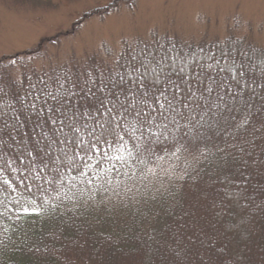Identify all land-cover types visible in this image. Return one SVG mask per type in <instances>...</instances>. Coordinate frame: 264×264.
Returning a JSON list of instances; mask_svg holds the SVG:
<instances>
[{
    "label": "trees",
    "instance_id": "16d2710c",
    "mask_svg": "<svg viewBox=\"0 0 264 264\" xmlns=\"http://www.w3.org/2000/svg\"><path fill=\"white\" fill-rule=\"evenodd\" d=\"M230 40L257 53L263 49L233 33L191 44L154 34L122 43L117 54L108 50L58 62L47 55L45 41L0 59V71L9 81H24L18 92L10 89L11 96H26V76L35 80L61 67L76 71L85 62L111 63L129 45L171 41L182 55L203 49L219 56V47ZM99 147L102 152L93 149L86 158L85 175L64 168L54 183L33 181L19 170L0 172V264H162L165 258V264H264V197L249 192V200L224 201L228 170L212 141L193 140L174 154L139 159L127 137L123 144ZM53 178L49 173L48 180Z\"/></svg>",
    "mask_w": 264,
    "mask_h": 264
},
{
    "label": "snow or ice",
    "instance_id": "6c2138e0",
    "mask_svg": "<svg viewBox=\"0 0 264 264\" xmlns=\"http://www.w3.org/2000/svg\"><path fill=\"white\" fill-rule=\"evenodd\" d=\"M218 52L182 55L171 41L129 45L111 63L26 76V96H11L24 81L0 71V172L54 183L64 168L85 175L93 149L102 152L100 145L123 144L125 137L138 159L203 140L214 143L228 170L224 201L249 200V192L264 197V49L230 40Z\"/></svg>",
    "mask_w": 264,
    "mask_h": 264
},
{
    "label": "rangeland",
    "instance_id": "374dc122",
    "mask_svg": "<svg viewBox=\"0 0 264 264\" xmlns=\"http://www.w3.org/2000/svg\"><path fill=\"white\" fill-rule=\"evenodd\" d=\"M0 1V59L47 44L53 61L111 51L154 34L183 44L233 33L264 49V0Z\"/></svg>",
    "mask_w": 264,
    "mask_h": 264
}]
</instances>
